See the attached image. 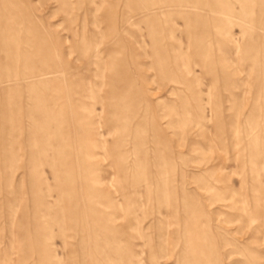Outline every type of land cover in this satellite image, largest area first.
<instances>
[{
  "label": "rangeland",
  "instance_id": "374dc122",
  "mask_svg": "<svg viewBox=\"0 0 264 264\" xmlns=\"http://www.w3.org/2000/svg\"><path fill=\"white\" fill-rule=\"evenodd\" d=\"M0 264H264V0H0Z\"/></svg>",
  "mask_w": 264,
  "mask_h": 264
}]
</instances>
